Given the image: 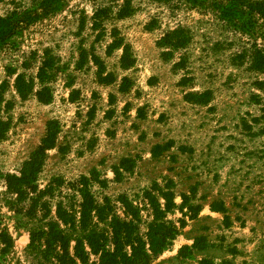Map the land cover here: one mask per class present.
I'll return each mask as SVG.
<instances>
[{
	"label": "rangeland",
	"instance_id": "374dc122",
	"mask_svg": "<svg viewBox=\"0 0 264 264\" xmlns=\"http://www.w3.org/2000/svg\"><path fill=\"white\" fill-rule=\"evenodd\" d=\"M165 64L264 89V0H0V264H51L53 223L86 238L88 264H264V206L202 209L133 155L122 77Z\"/></svg>",
	"mask_w": 264,
	"mask_h": 264
},
{
	"label": "crops",
	"instance_id": "0c3cea01",
	"mask_svg": "<svg viewBox=\"0 0 264 264\" xmlns=\"http://www.w3.org/2000/svg\"><path fill=\"white\" fill-rule=\"evenodd\" d=\"M153 72L127 73L118 89L129 95L122 110L138 141L133 155L164 161L177 187L189 180L202 209L264 206V89L231 88L225 69Z\"/></svg>",
	"mask_w": 264,
	"mask_h": 264
},
{
	"label": "trees",
	"instance_id": "16d2710c",
	"mask_svg": "<svg viewBox=\"0 0 264 264\" xmlns=\"http://www.w3.org/2000/svg\"><path fill=\"white\" fill-rule=\"evenodd\" d=\"M43 74H46L45 71H40L39 77L43 78ZM17 80V88L20 93L24 94L32 90L31 83L27 84L26 82L22 81V76H18ZM38 98L41 101L49 100V98H47V96H45L42 92H39ZM11 176L12 175H8V178H10ZM88 204L90 208H93L95 206L91 199ZM86 226H88L87 222H83V227ZM46 234V242H48L49 251H51V253L53 254V260H51V264H78L77 258H80L85 264L89 263V253L86 250L84 241L86 238L84 239L82 237H73L68 234H65L63 230L60 229L58 223H53L52 229L49 232L46 231ZM40 237L41 236H39L38 234L32 233V239L29 247H41L42 245L40 242ZM72 241L76 242L73 247L74 253L71 252ZM11 242V239H9V243L8 241L6 243H8V246H10L9 244ZM123 256L124 258H122ZM123 256H120L119 254H116L114 252H108L105 253L103 257L101 255V260L99 263L94 264H138L128 254H123Z\"/></svg>",
	"mask_w": 264,
	"mask_h": 264
}]
</instances>
